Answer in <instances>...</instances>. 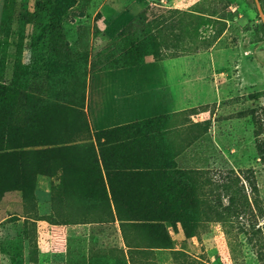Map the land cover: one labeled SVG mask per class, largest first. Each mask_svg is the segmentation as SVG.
Returning <instances> with one entry per match:
<instances>
[{
    "label": "rangeland",
    "instance_id": "rangeland-1",
    "mask_svg": "<svg viewBox=\"0 0 264 264\" xmlns=\"http://www.w3.org/2000/svg\"><path fill=\"white\" fill-rule=\"evenodd\" d=\"M148 6L150 20L162 15L167 21L162 32L166 52L192 59L194 109L173 119L164 115L162 121L179 129L171 133L176 138L172 149L181 150L178 163L211 169V177L226 182L240 172L250 174L257 186L245 181L252 210L239 219L202 222L193 237L180 223L178 229L169 226L174 246L199 259L196 264H264V20L256 0H0V81L15 80L19 93L75 105L69 113L75 124L67 136L91 137L95 128L86 111L90 56L94 63L100 60L96 68L123 62L117 34ZM130 14L131 20H124ZM103 20L110 34L102 31ZM72 22L80 35L78 50L69 40ZM159 60L149 58L143 66L159 65ZM25 104L33 118L42 115L38 99ZM185 119L204 127L209 123L203 142L194 140L195 131L183 133ZM57 183L40 176L33 198L3 197L0 264H116L127 256L119 221L69 228L41 218L52 210ZM148 256L150 264L184 263L174 260L171 249Z\"/></svg>",
    "mask_w": 264,
    "mask_h": 264
},
{
    "label": "trees",
    "instance_id": "trees-1",
    "mask_svg": "<svg viewBox=\"0 0 264 264\" xmlns=\"http://www.w3.org/2000/svg\"><path fill=\"white\" fill-rule=\"evenodd\" d=\"M149 8L117 34L123 62L110 66L106 62L96 68L93 65L100 60L92 61L93 70L179 56L167 53V36L162 33L167 21L162 15L150 20ZM28 98L42 103L40 117L28 113ZM75 107L56 98L25 94L24 90L19 93L15 80L0 81V200L15 191L24 200L33 198L40 176L56 178L52 210L41 218L54 226L119 221L128 253L116 264H150L148 255L157 249H171L175 261L196 264L199 259L192 260L188 252L175 248L169 226L178 229L180 223L187 237H193L202 222L226 224L252 210L245 185L247 180L257 189L252 175L240 172L226 182L215 180L211 169L203 166L180 165L181 150L172 149L176 138L171 137L179 129L169 126V121L165 125L164 116L93 130L89 138L72 139L66 130L75 124L69 114ZM183 123L184 129L196 132L194 140L206 139L208 122L207 127L189 119Z\"/></svg>",
    "mask_w": 264,
    "mask_h": 264
},
{
    "label": "crops",
    "instance_id": "crops-1",
    "mask_svg": "<svg viewBox=\"0 0 264 264\" xmlns=\"http://www.w3.org/2000/svg\"><path fill=\"white\" fill-rule=\"evenodd\" d=\"M133 2H137V0H133ZM126 9L129 10V8ZM132 16L133 14H130L128 18H123L131 20ZM103 23L99 24L102 31L110 34L109 23L105 20ZM70 26L73 27L69 34V40L75 49V41L80 35L74 22ZM91 49L93 51L95 49L93 42H91ZM76 50L78 49L76 48ZM90 59L86 111L95 130L164 115L173 119L182 116V112L193 108L194 87L190 54L160 59V64L156 66H123L94 70L92 69L93 55L90 56ZM185 130H182L183 133ZM12 193L21 194L15 191L8 192L5 196ZM4 201V198L0 201V223L3 219L1 204ZM23 218L24 220H39L29 215H23ZM75 225L78 224H71L69 228H73Z\"/></svg>",
    "mask_w": 264,
    "mask_h": 264
},
{
    "label": "water",
    "instance_id": "water-1",
    "mask_svg": "<svg viewBox=\"0 0 264 264\" xmlns=\"http://www.w3.org/2000/svg\"><path fill=\"white\" fill-rule=\"evenodd\" d=\"M257 4H258V7H259V10H260V13L262 15V18L264 20V8H263V4L261 2V0H256Z\"/></svg>",
    "mask_w": 264,
    "mask_h": 264
}]
</instances>
